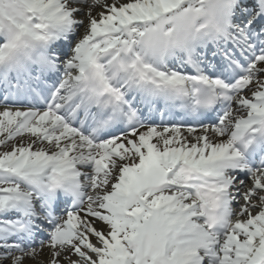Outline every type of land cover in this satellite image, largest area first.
I'll use <instances>...</instances> for the list:
<instances>
[{
  "label": "snow or ice",
  "instance_id": "snow-or-ice-1",
  "mask_svg": "<svg viewBox=\"0 0 264 264\" xmlns=\"http://www.w3.org/2000/svg\"><path fill=\"white\" fill-rule=\"evenodd\" d=\"M0 104V264H264V0H0Z\"/></svg>",
  "mask_w": 264,
  "mask_h": 264
},
{
  "label": "bare ground",
  "instance_id": "bare-ground-1",
  "mask_svg": "<svg viewBox=\"0 0 264 264\" xmlns=\"http://www.w3.org/2000/svg\"><path fill=\"white\" fill-rule=\"evenodd\" d=\"M108 2L109 3H111L112 2V0H108ZM117 2L118 3H128V2H131V0H117ZM100 9H96V10H94L93 11V13H92V15H96V12H98ZM84 11L86 12L87 11V8H84ZM77 18H80V17H77ZM83 32V29H81V33ZM0 111H2V110H0ZM185 135H186V133H185ZM93 239V243H95V239L94 238H92ZM46 249H45V254H46ZM24 263H26V264H32V262L31 261H28V260H25V262Z\"/></svg>",
  "mask_w": 264,
  "mask_h": 264
},
{
  "label": "rangeland",
  "instance_id": "rangeland-1",
  "mask_svg": "<svg viewBox=\"0 0 264 264\" xmlns=\"http://www.w3.org/2000/svg\"><path fill=\"white\" fill-rule=\"evenodd\" d=\"M86 8V7H85ZM1 150H2V148H0V152H1ZM24 264H26V263H24Z\"/></svg>",
  "mask_w": 264,
  "mask_h": 264
}]
</instances>
